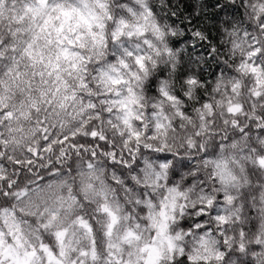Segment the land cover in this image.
<instances>
[{
  "label": "clouds",
  "instance_id": "1",
  "mask_svg": "<svg viewBox=\"0 0 264 264\" xmlns=\"http://www.w3.org/2000/svg\"><path fill=\"white\" fill-rule=\"evenodd\" d=\"M31 3L0 0L3 264H264V0Z\"/></svg>",
  "mask_w": 264,
  "mask_h": 264
},
{
  "label": "snow or ice",
  "instance_id": "2",
  "mask_svg": "<svg viewBox=\"0 0 264 264\" xmlns=\"http://www.w3.org/2000/svg\"><path fill=\"white\" fill-rule=\"evenodd\" d=\"M167 3L168 6L171 7V0H167ZM26 7L27 10L32 13L33 19L40 21V23L36 25V29L41 33H49L50 29L56 33L62 32L64 24L67 23L75 12L74 9L63 7V5L59 3V0H32L31 5ZM161 8L163 9V5ZM154 11L155 9L148 10V15L151 16ZM53 13H55V15H53ZM176 14L175 8H172L171 11L167 13V15L171 17H174ZM56 21H60L59 27H57ZM155 28L159 31L158 25H156ZM129 35H131V33H129ZM28 47H31V45ZM15 50V47H13L12 51ZM92 135L95 136L96 133L93 132ZM261 163L264 164V160H262ZM0 264H3L2 260H0Z\"/></svg>",
  "mask_w": 264,
  "mask_h": 264
},
{
  "label": "trees",
  "instance_id": "3",
  "mask_svg": "<svg viewBox=\"0 0 264 264\" xmlns=\"http://www.w3.org/2000/svg\"><path fill=\"white\" fill-rule=\"evenodd\" d=\"M184 2L187 3V2H190V0H184ZM192 14L193 13H192L191 9H189L188 11H185L183 7H180V9H179V15L181 16V19H183L185 16H190ZM172 20L179 23V21L176 20V17H172ZM192 23H195L194 19H192V20L185 19L184 23L181 24V27H185L187 30L188 28H191ZM189 38H190V34H189Z\"/></svg>",
  "mask_w": 264,
  "mask_h": 264
}]
</instances>
